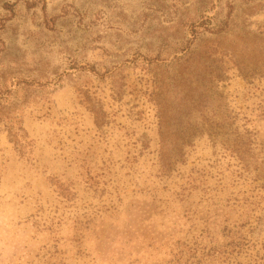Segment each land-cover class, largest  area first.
Segmentation results:
<instances>
[{
	"label": "rangeland",
	"instance_id": "1",
	"mask_svg": "<svg viewBox=\"0 0 264 264\" xmlns=\"http://www.w3.org/2000/svg\"><path fill=\"white\" fill-rule=\"evenodd\" d=\"M3 86L0 264H264V0H0Z\"/></svg>",
	"mask_w": 264,
	"mask_h": 264
},
{
	"label": "trees",
	"instance_id": "2",
	"mask_svg": "<svg viewBox=\"0 0 264 264\" xmlns=\"http://www.w3.org/2000/svg\"><path fill=\"white\" fill-rule=\"evenodd\" d=\"M195 28H197V27H195V25H193L192 31H193L194 34H196ZM205 43L206 42H203L202 44H205ZM206 49L209 50V48L207 46H206ZM187 50H188V48H187ZM187 50H185V51H187ZM195 54L196 53L186 52L184 54L183 58L182 59H179V61L183 60L184 61V64H186L184 67H188V66H190L189 64L191 63V61L194 60ZM1 87H0V93H3L4 92V86H3V89ZM216 118H218V115L216 116ZM226 122H227V120H223V123H226ZM222 125L220 127L219 132H216V138H222V139H224L223 140V145H225L226 149L230 151V154L232 156H234L236 159H238V161L245 168H248L249 166L252 165L250 163L251 162V158H250V147H249L250 142L247 141L246 138H239L238 139V137L235 136L234 134H230L228 132V130H223L224 129V126H222Z\"/></svg>",
	"mask_w": 264,
	"mask_h": 264
}]
</instances>
